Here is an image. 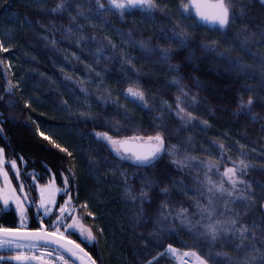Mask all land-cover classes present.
I'll use <instances>...</instances> for the list:
<instances>
[{
    "label": "trees",
    "instance_id": "16d2710c",
    "mask_svg": "<svg viewBox=\"0 0 264 264\" xmlns=\"http://www.w3.org/2000/svg\"><path fill=\"white\" fill-rule=\"evenodd\" d=\"M58 2L0 0V42L9 49L0 51V147H4L6 159L17 160L20 180L31 198L38 201L31 178L33 173L36 181L44 185L49 179L48 169H51L56 174L58 187H63L61 173L69 175V170L74 173V180L69 175L73 202L87 203L86 209L78 210L85 227L91 228L96 237L95 241L82 245L97 264H142L168 244L189 250L181 241L194 245V250L202 256L225 251L234 258L243 259L240 252L234 251L239 241L229 243L218 239L212 243L207 238L196 241L178 220L168 225L175 234H159L157 209L164 200L170 201V209L175 210L182 204L189 213L194 212L192 205L197 200L205 201L206 192L203 196L194 195L201 189L192 180L193 177L203 179L202 171L196 168L177 170L168 157L152 168L137 170L120 162L108 148L101 146L95 133L108 131L109 135H115L110 126L117 125L121 138L147 136L154 135L156 128L160 127L167 143L177 145L180 158L184 155L196 157L193 163L207 161L209 153L215 160L217 149L212 145L223 143L226 155L232 160L238 162L240 153L246 154L243 158L249 167L241 178L252 184L250 191L259 206L264 196V87L258 78L230 70L227 64L205 54L197 45L213 38L237 44L242 37H237L236 33L246 25L249 34L256 33L251 35L246 47L257 56H264V37L259 35L264 31V4L260 0H234L247 7L245 15L232 23L230 35L225 38L219 31L193 24L195 17L189 11L191 18L184 20L178 11L181 0H157L160 10L152 19L141 11H131L123 20L118 15L107 14L103 18L109 21L107 24L88 11L90 0H66L72 15H76V5L80 4L83 5L81 10L90 17L84 20L77 16L75 21L69 19L68 12L52 11ZM25 20L31 21V26ZM74 25H83V33H77ZM177 26L186 28L190 34L186 48L161 38L163 33H170ZM68 27H73L71 35L66 32ZM116 29L131 32L133 41L147 42L152 48H170L173 56L168 63L179 66V75L169 72L168 65L160 61L157 53H145L123 41ZM109 40L116 45L115 48L109 46ZM98 48L102 51L97 52ZM231 55L247 64H256L252 56L237 47H233ZM123 57L131 59L132 64L125 63ZM96 72L101 75L97 77ZM173 77L182 80L189 97H196L195 101L181 98L186 99L187 109L196 118L192 124L181 126L175 109L169 110L164 103L173 104L178 95L171 84ZM9 82L12 85L10 90ZM82 82L87 97L80 91ZM129 87L144 91L148 100L146 108L138 106L131 97L126 99ZM249 87L254 91H246ZM102 96L106 101L98 99ZM249 96L253 99L251 112L240 107L241 100L246 103ZM80 111L92 115L82 117ZM125 115L128 119L124 118ZM204 121L208 123L204 124ZM41 132L49 139L41 136ZM57 144L71 151L72 156L60 151ZM20 156H23L24 163ZM220 163L223 169L225 161ZM112 164L127 173L126 181L120 171L113 170ZM227 166H232L230 161ZM92 167L95 171L90 170ZM8 171L18 186L12 170L8 168ZM144 177L152 182L149 197L153 203L144 205V214L137 222L135 214L140 205L127 199L123 185L127 182L138 193ZM213 179L218 177L213 174ZM173 181L187 185L188 194H179L180 190L173 186ZM165 186L170 190L168 197L161 194ZM62 202L60 195L58 204ZM234 208L244 211L243 204ZM89 211L93 217L87 215ZM29 214L31 227H35L38 220L34 209L29 208ZM252 215L248 213L243 218L247 220ZM18 222L14 209L0 208V224L11 227L18 226ZM153 232L158 235H151ZM72 238L81 242L75 235ZM161 264L176 263L166 256L161 258Z\"/></svg>",
    "mask_w": 264,
    "mask_h": 264
},
{
    "label": "snow or ice",
    "instance_id": "6c2138e0",
    "mask_svg": "<svg viewBox=\"0 0 264 264\" xmlns=\"http://www.w3.org/2000/svg\"><path fill=\"white\" fill-rule=\"evenodd\" d=\"M261 3L264 4V0H261ZM70 7L66 0H59L52 11L57 13L68 12L69 19L72 21H75L77 16L84 20L90 19L81 10L83 5H76L78 9L76 15H72L69 11ZM245 7L247 5L235 3L234 0H216L210 6L198 3L197 0H188V3H184V0H181L178 11L184 20H189L191 17L188 11L190 8L194 9L195 19L193 24L211 23L214 31H219L223 37L227 38L230 35L232 23L245 15ZM208 8L211 11H208ZM236 9L239 11L237 12ZM132 10H139L147 18L152 19L160 8L157 0H90L88 7L89 12L106 24L109 21L103 18L107 14L118 15L123 20V17ZM25 23L31 26V21L25 20ZM241 23H244L243 19H241ZM191 26L189 25L188 27ZM73 27L77 33H83L84 31L83 25H74ZM73 27L66 29L69 35L73 32ZM116 31L120 33L123 41L133 44L144 50L145 53H157L160 61L168 65L169 72L179 75V66L168 63L173 56L170 48H152L147 42L133 41L131 32L124 33L120 29H116ZM251 35H256V33L249 34L245 25L236 33L237 37H242L237 44L229 43L227 39L213 38L197 46L205 54L215 56L219 61L227 64L230 70L245 76L258 78L261 87H264V56H257L246 47L250 43ZM259 35L264 37V31L259 32ZM161 38L184 48L190 42L189 32L186 28L179 26L174 27L170 33H163ZM92 39H95V37H92ZM52 43L55 44L56 41L53 40ZM109 46L112 48L116 47L110 40ZM233 47H237L241 52L252 56L256 64H247L239 58H234L231 55ZM0 51H9L3 42H0ZM101 51L102 49H97V52ZM123 59L125 63L132 64L131 59L127 57H123ZM96 75L99 77L101 74L96 72ZM171 84L175 86L178 95H176L173 104L165 101V105L169 110L175 109V116L182 122L181 126L192 124L196 118L187 109L186 99L190 98L195 101L196 97H189V91L185 89L181 79L173 77ZM11 86V82H9V90ZM197 87H199L198 82ZM80 91L87 97L88 92L83 87V82L81 83ZM246 91L253 92L254 89L249 87ZM127 93L126 99L131 97L132 101L138 106L145 108L148 106L144 91L129 87ZM108 95L111 96V93H108ZM182 97L186 99H181ZM98 99L106 101V97L103 96L98 97ZM64 103L66 104L67 101ZM113 103L115 104L116 101H113ZM252 105L253 99L251 96H249L246 103L243 99L240 102V107L248 108L249 112H251ZM79 115L88 118L92 114L80 111ZM124 118L128 119L127 115ZM163 123L161 121V124ZM203 123L207 124L208 122L204 121ZM110 127L114 130L115 135H109L108 131L96 132L95 139L101 146L108 148L115 158L122 163H127L137 170L147 169L154 167L158 162L168 157L170 163L175 165L177 170L196 168L203 172V179L193 177L192 180L201 189L200 192L194 193V195L203 196L206 192L205 201L201 203L200 200H197L192 205L194 213H189V209L182 204L175 210L170 209V201L164 200L157 209L156 223L159 225V234H175L168 225L178 220L196 241H202L205 238L212 243L218 239L229 243L233 240L239 241V243L235 244L234 251L240 252L243 256V259L234 258L225 251H217L214 255L202 256L198 251L194 250V245H186L181 241L180 243L187 247L188 251H182L172 244H168L162 251L154 253L151 259L144 260L142 264H161V258L166 256H171L176 261V264H264V196H262L259 206H257L256 197L250 191L252 184L240 178L246 174V170L249 167L245 158H243L246 155L245 153H240L241 158L237 162L226 155L227 150L223 143L213 144L212 146L217 149V158L215 160L211 158L212 154L209 153L210 158L207 161L193 163L196 161V157L184 155L183 158H180L177 152V145L167 143L165 132L160 127L156 128L154 135H133L122 138L117 125H111ZM39 134L44 136L45 139H49L43 132ZM56 147L60 151L66 152L68 156H72V152L67 148L61 147L59 144ZM243 147L241 145V148ZM20 161L24 163L23 156H20ZM221 161H225L223 171H221ZM229 161L232 164L231 167L227 166ZM111 166L113 170L120 171V175L125 178V181L127 180V173L124 170L118 169L115 164ZM8 168L12 170L13 175L19 182V193L17 192V186L12 183ZM90 170L95 171V168L92 167ZM48 172L50 175L47 183L42 186L37 185L39 190L37 202V200L30 198L29 193L25 191L26 186L20 180V168L17 165V160L6 159L4 147H0V202H2L4 208H8L10 203L13 204L19 217V226L6 227L0 224V251L7 250L13 253L10 256L0 255V264H13V262L14 264H97V261L82 247L84 241L92 242L95 241L96 237L91 228L85 227L83 217L78 210L79 208L86 209L88 207L87 203L77 204L73 202V192L69 187V175L74 180L75 174L71 173L70 170L69 175L61 173L63 187H57L55 184L56 174L52 173L51 169H48ZM238 173L240 176H238ZM213 174L218 179L214 180ZM31 178L33 180L36 179L34 173ZM142 179L144 184L138 193L134 192L131 185L127 182L123 185L127 199L134 204L139 203L140 205L139 212L135 214L137 222L140 221L144 214V205L153 203L149 197L152 182L148 181L146 177ZM173 186L180 190L179 194H188L187 185L182 181H173ZM58 193L63 197V202L59 204L56 199ZM262 193H264V188H262ZM161 194L165 197L170 195V190L167 186L161 189ZM237 204L244 205L243 212L235 210L234 206ZM29 208L34 209L35 217L38 220L35 227H29L25 223L28 219ZM248 213H253V215L245 220L243 217ZM87 215L89 217L94 216L91 211L87 212ZM45 218L48 220L47 223H45ZM100 231L103 232V229ZM77 233L82 238L81 242H77L76 239L72 238ZM151 235L156 236L158 233L153 232ZM205 246L207 247V245ZM145 247H147V243H145Z\"/></svg>",
    "mask_w": 264,
    "mask_h": 264
},
{
    "label": "rangeland",
    "instance_id": "374dc122",
    "mask_svg": "<svg viewBox=\"0 0 264 264\" xmlns=\"http://www.w3.org/2000/svg\"><path fill=\"white\" fill-rule=\"evenodd\" d=\"M261 1V0H260ZM188 3V2H187ZM189 13H191V9H189ZM229 167H231V166H229ZM221 171H223V169H221ZM10 175V174H9ZM238 176H240V174L238 173ZM11 177V176H10ZM241 178V177H240ZM34 181V183H35V189H36V192H37V195H38V199H39V190H38V187H37V185H41L42 186V184H39L37 181H36V179L35 180H33ZM12 183H13V181H12ZM55 184H56V186L58 187V185H57V183H56V181H55ZM13 185H15L14 183H13ZM16 186V185H15ZM25 191H27L26 190V188H25ZM17 192L19 193V187L17 186ZM28 193H29V191H27ZM61 194H57V197H56V199H57V203H58V198H59V196H60ZM29 196H30V198H31V195H30V193H29ZM38 202V201H37ZM0 208L1 209H9V208H12V209H14L15 210V208H14V205L13 204H11L10 203V205H9V207L8 208H4L3 207V205H2V202H0ZM194 213V212H193ZM18 216V215H17ZM19 218V217H18ZM195 218V217H194ZM32 217H31V215L29 214V210H28V219L25 221V223H27L28 225H29V227H31V222H32ZM48 222V220H47V218H45V223H47ZM18 226H19V222H18ZM75 236H77V237H79L78 236V233L77 234H74ZM79 239L80 240H82V238L81 237H79ZM84 242H88V241H84ZM182 251H188V250H183V249H181ZM13 253H10V252H8L7 250H4V251H0V255H4V256H10V255H12ZM170 259H172V257L171 256H168ZM175 263H176V261L174 260V259H172ZM13 264H14V262H13Z\"/></svg>",
    "mask_w": 264,
    "mask_h": 264
},
{
    "label": "water",
    "instance_id": "95a60500",
    "mask_svg": "<svg viewBox=\"0 0 264 264\" xmlns=\"http://www.w3.org/2000/svg\"><path fill=\"white\" fill-rule=\"evenodd\" d=\"M187 2H188V0H187ZM197 2L198 3H201V4H204V5H208V6H210V5H212V4H214L215 2H216V0H197ZM191 9V14L194 16V9H192V8H190ZM208 11H211V9L210 8H208L207 9ZM132 11H139V10H132ZM195 17V16H194ZM199 24H201V25H203L204 27H208V28H210V29H213V26H212V24L211 23H207V24H205V23H199ZM136 143H139V142H136ZM130 145H131V142H130ZM82 247H84L83 245H82ZM85 248V247H84ZM85 250L87 251V252H89L86 248H85ZM90 254V253H89ZM91 255V254H90Z\"/></svg>",
    "mask_w": 264,
    "mask_h": 264
}]
</instances>
